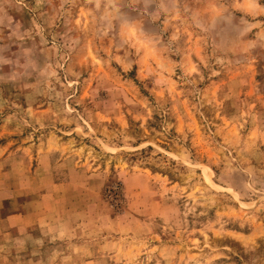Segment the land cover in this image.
I'll list each match as a JSON object with an SVG mask.
<instances>
[{"label":"rangeland","instance_id":"374dc122","mask_svg":"<svg viewBox=\"0 0 264 264\" xmlns=\"http://www.w3.org/2000/svg\"><path fill=\"white\" fill-rule=\"evenodd\" d=\"M0 264H264V0H0Z\"/></svg>","mask_w":264,"mask_h":264}]
</instances>
